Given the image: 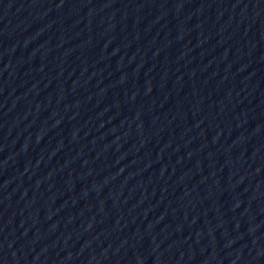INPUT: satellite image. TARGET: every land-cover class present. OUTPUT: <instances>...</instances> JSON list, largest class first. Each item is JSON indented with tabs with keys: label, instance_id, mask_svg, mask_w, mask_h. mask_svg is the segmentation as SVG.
Masks as SVG:
<instances>
[{
	"label": "water",
	"instance_id": "95a60500",
	"mask_svg": "<svg viewBox=\"0 0 264 264\" xmlns=\"http://www.w3.org/2000/svg\"><path fill=\"white\" fill-rule=\"evenodd\" d=\"M0 264H264V0H0Z\"/></svg>",
	"mask_w": 264,
	"mask_h": 264
}]
</instances>
